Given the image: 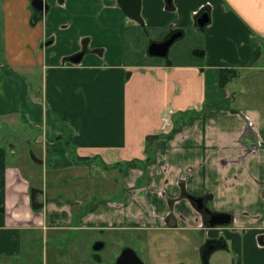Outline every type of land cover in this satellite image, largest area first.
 Here are the masks:
<instances>
[{
    "label": "crops",
    "instance_id": "obj_1",
    "mask_svg": "<svg viewBox=\"0 0 264 264\" xmlns=\"http://www.w3.org/2000/svg\"><path fill=\"white\" fill-rule=\"evenodd\" d=\"M44 2L4 1L0 264H41L40 246L65 234L90 249L120 227L198 231L202 260L222 241L208 264H264V103L205 110L237 92L264 98V0H141L138 19L120 0ZM189 30L192 44L176 47ZM177 31L166 56L149 53ZM222 68L238 71L230 88ZM76 163L117 171L115 191L92 182L67 195L60 174L49 181L45 164ZM192 196L232 221L206 233Z\"/></svg>",
    "mask_w": 264,
    "mask_h": 264
},
{
    "label": "rangeland",
    "instance_id": "obj_2",
    "mask_svg": "<svg viewBox=\"0 0 264 264\" xmlns=\"http://www.w3.org/2000/svg\"><path fill=\"white\" fill-rule=\"evenodd\" d=\"M4 1L0 0V64L5 62V8H4ZM146 31V29H145ZM195 34L192 31H187L185 40H181L178 42H175L176 47H181L184 45L192 44V39ZM184 44V45H183ZM247 73L246 70L242 71V74ZM250 73H253V75L260 76L261 72L260 69H258L255 74L253 70L250 71ZM251 78V77H250ZM250 78L246 80V84L240 83L238 84V87L242 88L243 93L247 92V83L250 81ZM236 80L235 82H237ZM230 85L233 86V84H228V88H230ZM233 90H238L236 85L234 86ZM238 96H240L237 100H235L233 97H215L210 98L207 100L205 104V110L206 109H227V110H234L236 109H242L248 106V103L252 100H257L260 104L264 103V98L259 99H252L250 98L249 94H239L236 93ZM222 99L221 102H218L216 100ZM193 116V114L191 115ZM62 159H66L67 157H61ZM68 160L75 162L72 160V157H69ZM66 163H61L63 166ZM78 166H71L69 168H59L56 171L53 172V169L45 164V168L49 171V181L53 179H58V175L60 174L59 179L63 180L66 183V186L63 187V190L69 195L71 193V188L81 189L82 191L85 190L86 193L90 194L94 187L89 185L94 182L96 186L95 189L99 187H103L102 193L106 194L107 191L111 190V192L115 191L114 188H109L106 186H113V183L115 182V177L118 176L117 171L111 170L108 167V170L105 169L104 172L101 171V166L94 165L93 167H89L90 163L82 164V163H76ZM51 169V170H50ZM80 173L83 176L85 175V178H81L84 181L81 182V179L78 181L75 180V178H72L75 173ZM71 176V178H70ZM90 177V180H87V177ZM71 181V182H70ZM70 185V186H69ZM86 185H89L88 187H84ZM205 219V218H204ZM203 226L205 229V232L208 233L210 228H207L205 226V221L203 222ZM155 238L157 239V242H152L154 240L153 237L149 238L153 244V248L151 250H155L154 257L156 258V252L157 248L160 244V241L163 240L164 246L167 247V258L162 261L160 264H167V261L169 262H179V260H182L184 264H207L205 260L200 257V253L198 252V243H199V234L193 231H182L178 234L173 232H164L161 231L155 232ZM68 234L63 235L62 241H48L45 243L43 247L40 246L38 249L39 258L41 260V264H77V261H79V264H107V260L111 258L113 254H109V244L108 246H105L102 249H97L95 246L93 248H86L84 245L85 243L81 240L78 241H71L69 242V237L67 238ZM101 237L106 239V233H99L96 235V237ZM48 237V236H47ZM202 238V236H201ZM155 241V240H154ZM107 245V244H106ZM160 246H163V244H160ZM33 249H36L35 246H32ZM101 247V246H100ZM116 248V247H114ZM85 250H88L86 252ZM160 250V249H159ZM161 251V250H160ZM163 251V250H162ZM34 253H36L34 251ZM203 256V253H202ZM74 257H77L76 260H74ZM76 262V263H75ZM210 264L212 262L210 261Z\"/></svg>",
    "mask_w": 264,
    "mask_h": 264
},
{
    "label": "flooded vegetation",
    "instance_id": "obj_3",
    "mask_svg": "<svg viewBox=\"0 0 264 264\" xmlns=\"http://www.w3.org/2000/svg\"><path fill=\"white\" fill-rule=\"evenodd\" d=\"M204 202L205 208L209 207L207 206L206 199L204 200ZM195 203L198 204V202ZM205 208L200 211H202L204 214V220L207 228H210L211 226L208 223L210 215L208 213V210ZM182 231V229H178L175 233L178 234ZM155 232L158 231L153 228L120 227L118 230L113 229L106 232V239L103 238V242L98 241L99 243H95V245H100L101 247L99 248L102 249L109 244L108 252L109 254L113 255L110 259L107 260V264H135V262H139L140 264H160L167 258L168 253L167 247L164 246L165 244L163 243V240H161L160 244H163V246H160L159 244L158 248L156 249V258L154 257L155 250L153 251L151 249L153 248L152 242H157V239L155 238ZM150 236L153 237L155 241L152 240L151 242V240L149 239L151 238ZM220 239H210L203 245L201 250L202 253L205 252V256L202 257L207 264L209 263L210 254L218 246H220V244H222V241L220 242ZM101 243L103 244V246L101 245ZM122 255L124 256L119 260ZM76 259L77 257H74V260ZM77 264H79V261H77ZM167 264H184V262L182 260H179V262L167 261Z\"/></svg>",
    "mask_w": 264,
    "mask_h": 264
},
{
    "label": "water",
    "instance_id": "obj_4",
    "mask_svg": "<svg viewBox=\"0 0 264 264\" xmlns=\"http://www.w3.org/2000/svg\"><path fill=\"white\" fill-rule=\"evenodd\" d=\"M124 10L126 13L134 19H138L140 16V9H141V0H120ZM33 6L40 12L45 11L48 9V4L44 2V0H32ZM210 20L209 13L203 12L201 16L198 19V23L201 26H204L207 24ZM182 35L180 31L174 32L169 37L164 39L163 41H153L150 43L148 47V51L151 55H158V56H166L169 52L170 47L172 44L176 41L177 38H179ZM82 54H78L74 56L72 59L75 61H79ZM191 199L194 202H198L197 207L199 210H202L205 208V202L204 198L202 197H191ZM208 210V213L210 215V219L208 220V223L211 227H215L217 225H227L232 220V215L229 213H215L211 211L209 207L205 208ZM103 246V244L101 243ZM100 245H95V248H99ZM122 255L119 260L123 257ZM203 256H205V252H203ZM135 264H140L139 262H135Z\"/></svg>",
    "mask_w": 264,
    "mask_h": 264
},
{
    "label": "trees",
    "instance_id": "obj_5",
    "mask_svg": "<svg viewBox=\"0 0 264 264\" xmlns=\"http://www.w3.org/2000/svg\"><path fill=\"white\" fill-rule=\"evenodd\" d=\"M221 74H220V84L222 87H227L228 84H230V82L236 78H238V71L234 68H222L221 69ZM218 102H221L222 99H218L216 100ZM156 136H153V140H155ZM149 148H151L152 151H154V146H152L151 144H149ZM155 154V152L150 153V155L147 158V161H149L150 159H152V155Z\"/></svg>",
    "mask_w": 264,
    "mask_h": 264
}]
</instances>
